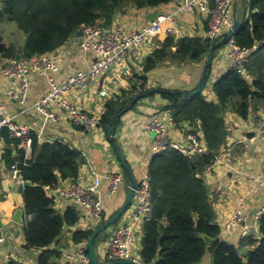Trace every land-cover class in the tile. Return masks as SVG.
Returning <instances> with one entry per match:
<instances>
[{
    "label": "crops",
    "instance_id": "0c3cea01",
    "mask_svg": "<svg viewBox=\"0 0 264 264\" xmlns=\"http://www.w3.org/2000/svg\"><path fill=\"white\" fill-rule=\"evenodd\" d=\"M182 2L183 0H173L158 7L144 8L128 4L124 9L116 12L113 19H119L130 31L150 25L149 15L157 9L160 15L171 18L164 21L157 36L142 44L128 57L126 65L114 66L109 72L89 80L85 89H74L69 95L72 101L84 111L102 117L107 101L116 99L126 91L131 92L134 86H137L138 79L146 81L148 79L152 88L170 90L175 94L195 90L200 83L208 55L198 63L166 61L161 62L151 71H146L144 67L147 57L160 47L168 36H174L177 40L184 37L208 39L209 14L201 13L198 9L190 12L179 11ZM235 2L236 0H234L232 17H235L236 12L238 17H242L246 8L245 2L238 1L237 11ZM1 5L2 0L0 7ZM1 28L4 42L7 45L14 42L5 32L18 35L17 27L4 21L1 23ZM176 49L177 46L174 47V50ZM55 55V69L46 74L36 73L29 76L30 85L25 104H20L7 95V89L15 87L17 80L3 75L2 68L10 58L0 57V103L4 105L8 114L16 116L15 120L18 123L29 126L32 135L37 136L41 144L59 141L82 152L85 161L77 177L73 179L87 182L100 179L98 200L104 209V215L102 219L97 220L87 216L75 202L63 195L64 188L72 179L61 180L55 188H46L47 193L54 200L56 212L65 214L72 208L78 214V221L67 224L50 246L28 247L25 224L32 216L25 208L24 191H19V185L22 184H19L17 178L12 175L11 166H8L3 158L8 148L12 149L13 156L16 151L23 158V147L20 141L12 136L13 144H7L0 136V219L4 224L2 234L6 239L4 243H0V264H41L42 254L47 251L52 253L50 263L63 264V253L74 251L77 243L81 241L75 239V233L77 231L93 233L104 223V219L106 221L117 213L130 190V179L124 175V182L119 185L116 193L111 194L108 191L109 181L106 175L125 172L108 140L107 131L101 124L95 130L87 131L81 126L73 125L66 111L56 103H50L45 109L37 106V102L51 91L52 83H62L78 71L88 70L96 61L92 53L82 50L81 38L77 40L74 36L56 49ZM214 62L211 78L203 94L207 100L218 103L213 83L232 69L233 57L222 48L216 52ZM102 90L107 91L105 96L100 94ZM169 108H171L170 100L161 93H156L141 99L135 108L126 112L120 119L116 132L117 140L125 159L132 166L139 181L146 173H151L152 162L156 156L152 150L154 133L148 130L147 123ZM263 113L264 98L261 97L251 99L247 118L233 111L227 112L225 115L228 129L227 142L217 154L220 163L213 173L205 178L213 209V220L221 226L223 238L238 246L245 238L243 227L237 225L226 231L225 224L236 211L243 210L252 226L250 232L255 235L257 231L253 224L264 207V137L259 135ZM189 132L199 133L205 139L201 120L197 118L177 121L170 128L169 136L181 141ZM56 191L61 193L58 195ZM133 204L114 226L106 230L107 239H103L99 244V258L102 261H106L105 251L115 227L128 219ZM19 210H22L21 222L14 220ZM145 224L146 220L139 224L141 236L138 239L137 250L140 252L143 248ZM248 250V247L242 246L244 254H247ZM213 261V254L207 252L198 264H212Z\"/></svg>",
    "mask_w": 264,
    "mask_h": 264
},
{
    "label": "trees",
    "instance_id": "16d2710c",
    "mask_svg": "<svg viewBox=\"0 0 264 264\" xmlns=\"http://www.w3.org/2000/svg\"><path fill=\"white\" fill-rule=\"evenodd\" d=\"M172 1L2 0L0 57L13 59L21 54L22 58L31 59L58 49L83 25L92 24L98 18L112 22L114 14L128 4L144 8L158 7ZM245 5L248 18L236 33L235 40L241 48L252 50L248 69L254 81L249 82L238 71L230 69L213 83L218 103L207 100L203 92L184 99L181 92L175 94L162 89L161 94L170 100V107L175 110L176 122L182 119L201 120L210 153L189 158L177 150H169L153 159L150 174L153 178L155 211L144 226L140 254L143 264H198L207 252L213 254L212 264H247L248 259L250 264H264V216L260 221L259 238L248 235L240 246L230 243L223 238L221 226L213 220L208 188L202 177L205 164L215 158L227 142V112L233 111L247 118L251 99L264 98V0H245ZM5 20L15 24L25 34L24 40L16 38L8 45L4 42L1 23ZM212 42L207 38L184 37L177 40L174 36H168L147 57L145 70H154L166 61L202 62ZM133 90L107 101L100 121L104 130L107 131L114 114L123 111L136 95L144 91L137 86ZM3 158L8 166L16 164L11 148L6 150ZM84 161L81 151L63 142L41 144L37 136H33L31 158L25 160L23 156L21 160L23 178L30 182L24 190L25 208L32 216L25 224L28 247L50 246L67 224L78 221V214L72 208L65 214L56 212L54 200L46 188H55L61 180L77 177ZM124 175L128 176L126 172ZM102 233L95 240V251L100 242L107 239V234L102 236ZM91 234L89 231H77L75 239H89ZM204 235L212 241H206ZM242 246L248 247L251 254H244ZM51 254L50 251L42 254L41 264H55L50 263Z\"/></svg>",
    "mask_w": 264,
    "mask_h": 264
},
{
    "label": "built area",
    "instance_id": "2783aa9c",
    "mask_svg": "<svg viewBox=\"0 0 264 264\" xmlns=\"http://www.w3.org/2000/svg\"><path fill=\"white\" fill-rule=\"evenodd\" d=\"M233 6L234 0H183L178 10L190 12L198 9L201 13L209 14L208 39L218 41L234 25ZM167 18L171 17L159 15L157 20L150 25L134 31L128 30L119 19H113V22L108 24L105 19L98 18L92 24L83 25L84 35L81 37V47L84 52L92 53L96 57L95 63L88 70H80L62 83H52L51 91L37 102V106L45 109L50 103H56L66 111L73 125L81 126L87 131L95 130L100 125L101 116L84 111L72 101L69 95L74 89L87 88L89 80L109 72L114 66L126 65L128 57L133 52L142 44L157 36ZM224 48L228 55L233 57L231 68L238 71L246 80L252 82L254 76L248 69L252 50L241 48L236 43L235 37H232ZM55 68V50L34 56L31 59H10L3 66L2 73L8 78L17 80V84L15 87L12 86L7 89V95L20 104H25L30 85L29 76L36 73L46 74ZM137 87L139 90L143 89L144 91L152 88L148 79L147 81L138 79ZM100 94L105 96L107 91L102 90ZM15 118L16 116L8 114L4 105L0 103V130L5 125L10 128L11 136L20 141L24 158L28 160L32 156V131L29 126L18 123ZM175 123V110L173 108H169L160 116L153 117L147 123L148 130L154 133L152 142L154 155L157 156L169 150H177L189 158L203 157L210 153L206 140L199 133L189 132L181 141L170 138L169 131ZM259 135L264 137V113L260 121ZM219 163L220 158L216 155L203 167L202 177L210 176ZM25 165H27V162H25ZM11 172L17 178L19 184L26 183L21 168H18L17 164L11 167ZM106 176L109 181V193H116L119 185L124 182V174L115 172ZM99 184V178L93 182L72 179L64 188L63 195L75 202L87 216L96 220L102 219L104 209L98 200ZM133 203L132 212L128 219L117 225L112 233L105 251L106 261L134 260L142 262L141 252L137 250L138 239L141 236L139 224L143 220H150L155 211L153 178L150 173H146L139 181ZM263 216L264 207L253 224L258 235L251 234L252 226L243 210L236 211L230 217L225 224V229L229 231L233 227L241 225L245 237L252 235L254 239H257L260 237L259 228ZM88 240L83 239L77 243L74 251L64 252L63 264H91ZM5 241V236L0 228V243Z\"/></svg>",
    "mask_w": 264,
    "mask_h": 264
},
{
    "label": "water",
    "instance_id": "95a60500",
    "mask_svg": "<svg viewBox=\"0 0 264 264\" xmlns=\"http://www.w3.org/2000/svg\"><path fill=\"white\" fill-rule=\"evenodd\" d=\"M238 1L236 0L235 2V7H236V11H237V5H238ZM243 2H245V0H242ZM247 12H248V8H245L244 14L242 17H238L237 16V12L236 15L234 17V25L231 29H229L228 31H226L223 36L221 37V39H219L218 41H213L212 45L210 46L209 52H208V56L206 58V61L204 63V68H203V73H202V77L200 80V83L198 85V87L193 90V91H183L182 95L184 97V99H188L191 97H194L196 95H198L199 93L203 92L206 88V86L209 83V80L211 78L212 75V71L214 68V61H215V55L216 52L222 48H224L225 46H227V44L229 43L230 39L232 37H235L236 33L240 30V28L242 27L243 23L246 20L247 17ZM160 11L157 9L155 10L153 13H151L149 15V20L150 22H154L155 20H157V18L160 15ZM84 35V30L81 27L80 29H78L75 33H74V37L78 40L80 39L82 36ZM22 55L21 54H17L16 55V59H21ZM163 90L159 89V88H151L148 90H145L141 93H139L138 95H136L133 100L130 102L129 105H127L123 111L118 112L116 114H114L108 124L107 127V137L108 140L110 142V144L112 145L118 160L120 162V164L122 165L123 169L125 170V172L128 174V177L130 179V190L128 193V196L126 198V200L124 201L123 205L120 207V209L117 211L116 214H114L113 216H111L110 218L106 219V221L100 225L99 227H97L94 232L91 234L89 240H88V251H89V256H90V260H91V264H143L142 262H137L134 260H117V261H106V262H100L98 257L96 256V251L94 248V243L95 240L97 238V236L106 231L109 227L114 226L115 223H117L124 215V213L128 210V208L130 207V205L133 203V199H134V195H135V191L139 185V180L132 168V166L130 165V163L125 159V155L124 152L122 151L118 140H117V136H116V132H117V124L120 121L121 117L128 111H130L132 109V107L138 103L141 99L146 98V97H150L151 95H154L156 93H161ZM175 93V92H173ZM0 136L3 137L5 139V142L7 144H13V138L11 137V133H10V128L5 125L1 128L0 130ZM14 158L16 160V164L18 168H21V155L17 154L16 151H14ZM30 184V182L26 181L25 184L23 185H19V191L22 192L24 191V188L26 186H28ZM57 194L59 195L61 193V191H56ZM21 214H22V210H19L15 217L14 220L21 222ZM4 227V224L2 222V220L0 219V228L2 229ZM204 238L206 241L211 242L212 239L207 236L204 235ZM251 250L247 251V255L251 254ZM247 264H250V259H248Z\"/></svg>",
    "mask_w": 264,
    "mask_h": 264
},
{
    "label": "rangeland",
    "instance_id": "374dc122",
    "mask_svg": "<svg viewBox=\"0 0 264 264\" xmlns=\"http://www.w3.org/2000/svg\"><path fill=\"white\" fill-rule=\"evenodd\" d=\"M5 21H7V20H5ZM15 25V24H14ZM18 29V28H17ZM6 34H7V36L9 37V38H11L12 40H16V38H19V39H23L24 40V37H25V34L23 33H21V31H19V32H17L18 33V35H16V34H13L12 32H5ZM103 234H106V231H104L103 233H102V236H103ZM96 256L97 257H99L100 256V253H99V246H98V248L96 249Z\"/></svg>",
    "mask_w": 264,
    "mask_h": 264
}]
</instances>
